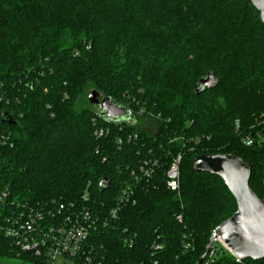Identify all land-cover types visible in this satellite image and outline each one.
<instances>
[{"label":"trees","instance_id":"obj_1","mask_svg":"<svg viewBox=\"0 0 264 264\" xmlns=\"http://www.w3.org/2000/svg\"><path fill=\"white\" fill-rule=\"evenodd\" d=\"M209 73L218 85L197 93ZM92 91L131 115L108 120ZM263 115L251 0H0V264H41L16 244L21 213L60 216L61 204L99 218L88 245L104 264H264L218 241L203 259L237 202L220 176L194 170L198 155H237L264 197V144L243 143Z\"/></svg>","mask_w":264,"mask_h":264},{"label":"water","instance_id":"obj_2","mask_svg":"<svg viewBox=\"0 0 264 264\" xmlns=\"http://www.w3.org/2000/svg\"><path fill=\"white\" fill-rule=\"evenodd\" d=\"M251 2L260 11L264 23V0ZM218 82L215 73H209L200 79L195 89L200 93L205 88H215ZM89 101L100 107L108 120L116 121L131 115L126 107L96 91L91 92ZM194 170L220 176L237 202L236 212L216 228L203 259L210 246L220 240L239 261L264 258V197H259L250 186L252 165L234 154H202L195 157ZM111 186L109 179H102V190ZM36 248L37 245L27 246L23 253L28 254Z\"/></svg>","mask_w":264,"mask_h":264},{"label":"built area","instance_id":"obj_3","mask_svg":"<svg viewBox=\"0 0 264 264\" xmlns=\"http://www.w3.org/2000/svg\"><path fill=\"white\" fill-rule=\"evenodd\" d=\"M264 115L252 128L251 132L243 136V143L247 146L264 144ZM109 129L99 128L98 136L104 135ZM0 138L8 139V135L1 129ZM132 136H130V140ZM122 143V139L119 140ZM182 156L179 155L171 164L168 171V186L172 190L180 187V164ZM146 175H150L149 169L143 168ZM130 187L124 191L127 199ZM60 216H55L54 209H30L27 215L21 213L23 222L20 231H17L16 244L22 250L27 246L37 245V248L28 253L41 260V264H104L103 260L93 255L94 249L88 245L91 232L96 230L100 223L99 218L88 209L76 210L61 204L57 208ZM117 210L111 212L116 216ZM50 216V220L48 217ZM181 220V216L179 217ZM131 241V240H130ZM208 264V263H206Z\"/></svg>","mask_w":264,"mask_h":264},{"label":"rangeland","instance_id":"obj_4","mask_svg":"<svg viewBox=\"0 0 264 264\" xmlns=\"http://www.w3.org/2000/svg\"><path fill=\"white\" fill-rule=\"evenodd\" d=\"M221 241V240H220ZM219 242V244H222V242ZM218 244V245H219ZM223 245V244H222ZM4 264H33V263H28V262H23L21 259H11V260H6L3 262Z\"/></svg>","mask_w":264,"mask_h":264}]
</instances>
